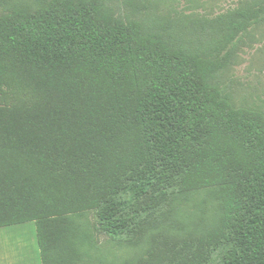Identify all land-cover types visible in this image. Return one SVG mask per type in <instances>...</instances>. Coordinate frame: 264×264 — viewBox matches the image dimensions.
Returning <instances> with one entry per match:
<instances>
[{
	"label": "trees",
	"instance_id": "16d2710c",
	"mask_svg": "<svg viewBox=\"0 0 264 264\" xmlns=\"http://www.w3.org/2000/svg\"><path fill=\"white\" fill-rule=\"evenodd\" d=\"M150 1L0 0V229L33 223L41 264H103L99 236L120 264H264V111L219 82L264 0Z\"/></svg>",
	"mask_w": 264,
	"mask_h": 264
},
{
	"label": "rangeland",
	"instance_id": "374dc122",
	"mask_svg": "<svg viewBox=\"0 0 264 264\" xmlns=\"http://www.w3.org/2000/svg\"><path fill=\"white\" fill-rule=\"evenodd\" d=\"M114 1L123 14L135 12L123 0ZM246 1L250 0H151L145 6L152 14L186 23L193 18H213ZM144 11L142 8L141 13ZM219 82L237 108L264 111V25L250 29L238 40ZM88 218L92 220V216ZM135 255L133 250L116 247L105 236L98 237L97 249L92 252L103 264H120ZM0 264H41L33 223L0 229Z\"/></svg>",
	"mask_w": 264,
	"mask_h": 264
}]
</instances>
